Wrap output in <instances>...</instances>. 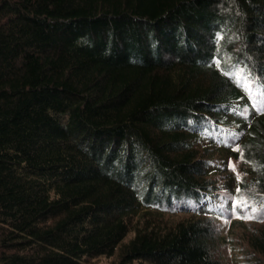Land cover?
I'll return each mask as SVG.
<instances>
[{
	"label": "trees",
	"instance_id": "1",
	"mask_svg": "<svg viewBox=\"0 0 264 264\" xmlns=\"http://www.w3.org/2000/svg\"><path fill=\"white\" fill-rule=\"evenodd\" d=\"M219 220L264 264V0H0V264H237Z\"/></svg>",
	"mask_w": 264,
	"mask_h": 264
},
{
	"label": "rangeland",
	"instance_id": "2",
	"mask_svg": "<svg viewBox=\"0 0 264 264\" xmlns=\"http://www.w3.org/2000/svg\"><path fill=\"white\" fill-rule=\"evenodd\" d=\"M229 171L233 174L237 173L238 164L236 161L229 160L228 161ZM219 229V232L226 235L227 242H225L221 247L220 250L223 252L224 257L231 262L239 263L242 262V259H245L250 251V248L247 246L245 241V237L249 234L247 227L253 226L249 223H237L233 222L230 224L229 222L219 220L218 224H216ZM246 225V226H242ZM131 236L129 233L126 236V239ZM115 259V256L112 257H96L91 260L87 264H110ZM234 264V263H232Z\"/></svg>",
	"mask_w": 264,
	"mask_h": 264
},
{
	"label": "snow or ice",
	"instance_id": "3",
	"mask_svg": "<svg viewBox=\"0 0 264 264\" xmlns=\"http://www.w3.org/2000/svg\"><path fill=\"white\" fill-rule=\"evenodd\" d=\"M253 211H255V209H254ZM248 218H249V219H252L253 217H252V216H249Z\"/></svg>",
	"mask_w": 264,
	"mask_h": 264
}]
</instances>
